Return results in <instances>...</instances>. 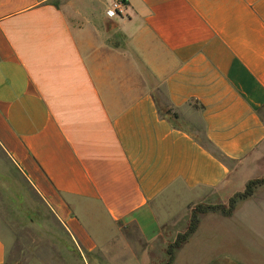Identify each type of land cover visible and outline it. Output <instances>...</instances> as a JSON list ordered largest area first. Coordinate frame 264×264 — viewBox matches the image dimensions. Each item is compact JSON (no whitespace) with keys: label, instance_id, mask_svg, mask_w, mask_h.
Here are the masks:
<instances>
[{"label":"crops","instance_id":"obj_1","mask_svg":"<svg viewBox=\"0 0 264 264\" xmlns=\"http://www.w3.org/2000/svg\"><path fill=\"white\" fill-rule=\"evenodd\" d=\"M112 1L0 0V149L97 264L93 215L151 262L264 166V0H124L109 18ZM238 209L239 252L199 237L206 213L172 264H264V203Z\"/></svg>","mask_w":264,"mask_h":264},{"label":"rangeland","instance_id":"obj_2","mask_svg":"<svg viewBox=\"0 0 264 264\" xmlns=\"http://www.w3.org/2000/svg\"><path fill=\"white\" fill-rule=\"evenodd\" d=\"M255 178H264V166L256 171ZM243 190L236 189L230 194L221 193L211 203L226 205L230 197ZM257 190L254 198L237 205L239 209L236 215L242 214L245 207L264 203V186ZM195 206L197 205L193 208ZM215 214L203 218L199 237L219 240L221 253L239 252L232 244L237 235L233 231L234 223L238 229L239 221L236 218L222 217L219 213ZM0 220L6 227L4 235L7 243L6 264H97L95 259L97 254H85L73 242L68 231L58 222L54 213L17 168L9 162L1 149ZM82 224L96 241L102 239L106 242L110 251L107 256L109 264H163L166 261V255L164 258L163 254L166 253L167 245L154 247L151 262L149 260L136 262L132 260V254L138 251V246L126 244L125 241L120 244L117 235L109 229V224L104 218L100 219L93 215L90 220L84 218ZM258 227L262 228L261 225ZM117 253L121 256L120 259L113 257Z\"/></svg>","mask_w":264,"mask_h":264},{"label":"trees","instance_id":"obj_3","mask_svg":"<svg viewBox=\"0 0 264 264\" xmlns=\"http://www.w3.org/2000/svg\"><path fill=\"white\" fill-rule=\"evenodd\" d=\"M264 186V178H256L247 182L244 190L235 193L223 204H198L192 209L189 224L183 233L177 235L175 240L166 248V261L163 264H172L175 258V251L187 242L189 237L196 231L202 215L206 213H219L222 217L230 216L240 201L251 198L256 190Z\"/></svg>","mask_w":264,"mask_h":264},{"label":"built area","instance_id":"obj_4","mask_svg":"<svg viewBox=\"0 0 264 264\" xmlns=\"http://www.w3.org/2000/svg\"><path fill=\"white\" fill-rule=\"evenodd\" d=\"M126 5L124 0H113L112 4L106 9L109 18L121 16L125 13Z\"/></svg>","mask_w":264,"mask_h":264}]
</instances>
